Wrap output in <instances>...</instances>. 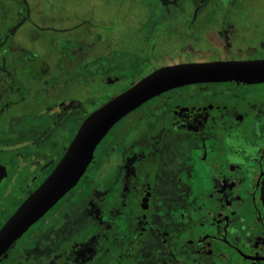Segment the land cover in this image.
<instances>
[{
	"label": "flooded vegetation",
	"instance_id": "obj_1",
	"mask_svg": "<svg viewBox=\"0 0 264 264\" xmlns=\"http://www.w3.org/2000/svg\"><path fill=\"white\" fill-rule=\"evenodd\" d=\"M211 1L151 0L148 29L114 57L109 37L56 28L35 0H0V231L85 120L150 74L264 59V22L256 43ZM131 56L153 69L130 75ZM0 264H264V82L204 74L128 114Z\"/></svg>",
	"mask_w": 264,
	"mask_h": 264
},
{
	"label": "water",
	"instance_id": "obj_2",
	"mask_svg": "<svg viewBox=\"0 0 264 264\" xmlns=\"http://www.w3.org/2000/svg\"><path fill=\"white\" fill-rule=\"evenodd\" d=\"M204 74L221 81L263 83L264 59L162 68L95 111L85 120L51 176L22 204L0 231V255L78 185L92 163L96 148L118 122L159 94ZM2 177L0 169V181Z\"/></svg>",
	"mask_w": 264,
	"mask_h": 264
},
{
	"label": "rangeland",
	"instance_id": "obj_3",
	"mask_svg": "<svg viewBox=\"0 0 264 264\" xmlns=\"http://www.w3.org/2000/svg\"><path fill=\"white\" fill-rule=\"evenodd\" d=\"M223 1L226 13L238 16L236 18L238 20L236 22L237 32L248 39L251 38L256 43L259 42L260 30L262 29L260 26L264 22V0ZM35 2L42 18L48 16L47 18L57 20L56 28H59L58 19L61 18L63 22L61 27L63 28L75 29L79 34H83L84 30L82 29L93 31L94 34L104 36V44L107 41L106 37H109L113 41L111 45H113V52H115L114 57L117 55L116 52L118 53L124 48L133 37L140 36L141 30L148 29L147 24L150 23L149 20L154 13L150 6L151 0H35ZM42 33L45 34L44 31ZM98 40L100 41V39ZM161 49L168 52L171 47L169 48L168 45L165 48L161 47ZM253 53H261V50L258 49ZM134 56L130 58L131 66L128 63L124 65L131 71L130 75L137 76L144 69H153V62L148 63L151 59L143 57L137 59L139 56H135L137 58ZM127 58L128 56L122 55L119 61ZM123 72H126L125 76L127 77L129 71L122 70L118 65L113 67L111 71L117 75ZM95 107L97 104L92 108ZM78 121L75 118L71 120L69 128L65 129L64 127L63 133L67 135L74 132Z\"/></svg>",
	"mask_w": 264,
	"mask_h": 264
}]
</instances>
